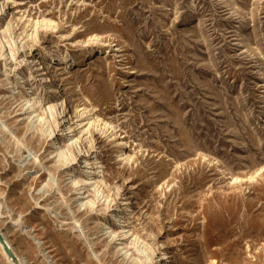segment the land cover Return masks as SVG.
Segmentation results:
<instances>
[{
    "label": "rangeland",
    "instance_id": "rangeland-1",
    "mask_svg": "<svg viewBox=\"0 0 264 264\" xmlns=\"http://www.w3.org/2000/svg\"><path fill=\"white\" fill-rule=\"evenodd\" d=\"M1 40L0 226L29 264H264V0H0Z\"/></svg>",
    "mask_w": 264,
    "mask_h": 264
},
{
    "label": "bare ground",
    "instance_id": "bare-ground-1",
    "mask_svg": "<svg viewBox=\"0 0 264 264\" xmlns=\"http://www.w3.org/2000/svg\"><path fill=\"white\" fill-rule=\"evenodd\" d=\"M52 24V23H51ZM96 40H99L98 36H95L94 39H91V41L95 42ZM4 42L3 40L0 41V47H1V52H3V56L5 55L4 50L6 49L4 46ZM91 53L94 52L93 50H90ZM50 55V51H47L45 53L44 58L48 57ZM6 56V55H5ZM43 59L38 60V70L39 71H44L47 73L44 75V80H46V82H52L51 77L49 75V71L51 70V68L49 66H51L54 63V59L51 60V62L49 63V66L47 67V64H45ZM50 68V69H49ZM69 68V67H67ZM20 80V79H19ZM22 80V79H21ZM23 102H22V110L27 112V122H28V128L30 130H32L31 126H34V107L38 104V101L36 98H22ZM39 115V114H38ZM40 119H43V116L39 117ZM95 123H100V120H96L94 122ZM108 124H105V127H107ZM79 140V139H78ZM85 153H88V151H84ZM63 158H65L67 163H70L72 161L75 160V156L73 154H71L69 157H67L66 155L62 154ZM86 165H87V172H86V178L84 180H73L71 182L72 185V189L77 193L76 195L78 196V198L76 199V202L78 203V211L81 212L82 209H84V207L86 206V203L84 202V200H87V194L89 193V191L92 188V191H94V193L96 192L95 195V201L94 202H89L91 205L90 210L92 211L93 206L95 207V205L99 202L100 200V195L105 196V192L102 190L103 189V183L100 181L101 178V173H102V168L103 166L101 165V163L98 162V160L96 162H91L90 160L86 161ZM43 170L47 171L50 173V175H54L53 171L50 170L47 166L43 167ZM238 180V179H237ZM106 199L110 200L111 196L110 195H106L105 197ZM39 200V199H38ZM114 225L116 227L122 230H124L123 233L118 234L115 230H113L111 227L107 226L106 229L102 230V233L104 234V236L107 238V240L110 243H113L115 240H117V238L119 237H124V238H129V239H133L135 241L139 240L138 237H135V234L131 233V229L130 230H126L128 228V220L127 218L123 217L121 214L120 215H115L114 214ZM35 232L37 231V227H34ZM129 229V228H128ZM0 233L2 235V237L5 239L6 244L9 246V248L13 251V253L16 255L18 261L20 264H29V261L27 260L26 257L22 256L21 254H19L17 252V250H15L8 238V235L6 234V232L2 229V227L0 226ZM40 240L43 241V238H41V236L39 237ZM120 241V240H119ZM126 241V240H125ZM39 242V241H38ZM117 244V243H116ZM38 245L40 246V248L43 247H47L48 243L44 242V243H38ZM128 245L126 243H122L119 245H116V253L122 256H128ZM49 249V248H48ZM0 251L2 252V254L6 257L7 261L9 264H14L12 262L11 259L8 258L7 254L4 251L3 246L0 244ZM169 261V257L168 255L164 254L162 259H158L157 263L160 264H167V262Z\"/></svg>",
    "mask_w": 264,
    "mask_h": 264
},
{
    "label": "water",
    "instance_id": "water-1",
    "mask_svg": "<svg viewBox=\"0 0 264 264\" xmlns=\"http://www.w3.org/2000/svg\"><path fill=\"white\" fill-rule=\"evenodd\" d=\"M0 244L3 246L4 251L7 254L8 258L11 259L14 264H20L16 255L13 253V251L6 244L5 239L2 237L1 233H0Z\"/></svg>",
    "mask_w": 264,
    "mask_h": 264
}]
</instances>
